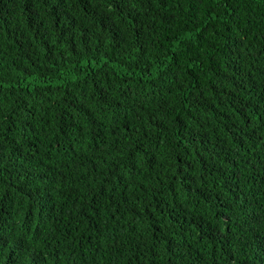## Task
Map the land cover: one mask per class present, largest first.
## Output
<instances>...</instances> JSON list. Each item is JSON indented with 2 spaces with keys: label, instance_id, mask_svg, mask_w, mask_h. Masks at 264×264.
Returning a JSON list of instances; mask_svg holds the SVG:
<instances>
[{
  "label": "trees",
  "instance_id": "trees-1",
  "mask_svg": "<svg viewBox=\"0 0 264 264\" xmlns=\"http://www.w3.org/2000/svg\"><path fill=\"white\" fill-rule=\"evenodd\" d=\"M0 264H264V0H0Z\"/></svg>",
  "mask_w": 264,
  "mask_h": 264
}]
</instances>
